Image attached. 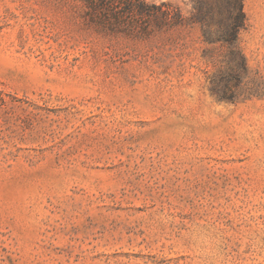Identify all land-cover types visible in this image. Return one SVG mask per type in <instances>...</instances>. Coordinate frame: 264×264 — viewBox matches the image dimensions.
I'll return each instance as SVG.
<instances>
[{
    "label": "rangeland",
    "instance_id": "obj_1",
    "mask_svg": "<svg viewBox=\"0 0 264 264\" xmlns=\"http://www.w3.org/2000/svg\"><path fill=\"white\" fill-rule=\"evenodd\" d=\"M115 1L0 0V264H264V0L233 102L192 0Z\"/></svg>",
    "mask_w": 264,
    "mask_h": 264
},
{
    "label": "trees",
    "instance_id": "obj_2",
    "mask_svg": "<svg viewBox=\"0 0 264 264\" xmlns=\"http://www.w3.org/2000/svg\"><path fill=\"white\" fill-rule=\"evenodd\" d=\"M115 0H98L99 8L110 12ZM134 5L130 12L136 11L149 20L159 19L168 14L161 12L160 6L149 3ZM118 3V2H116ZM246 13L243 0H192V12L188 17L176 12L173 25L196 24L201 28L202 42L205 44L203 59L216 72L210 77V91L219 101L233 102L237 99L238 89L247 75L246 57L239 43V33L245 28Z\"/></svg>",
    "mask_w": 264,
    "mask_h": 264
}]
</instances>
